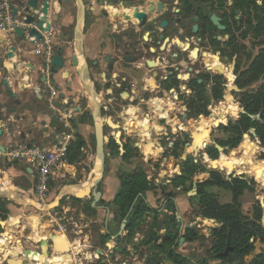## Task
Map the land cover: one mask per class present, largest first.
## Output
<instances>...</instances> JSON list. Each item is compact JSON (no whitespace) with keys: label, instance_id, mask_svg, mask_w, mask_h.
Masks as SVG:
<instances>
[{"label":"flooded vegetation","instance_id":"obj_1","mask_svg":"<svg viewBox=\"0 0 264 264\" xmlns=\"http://www.w3.org/2000/svg\"><path fill=\"white\" fill-rule=\"evenodd\" d=\"M107 4L104 19H92V54L83 50L69 59L73 69L82 72L75 89L68 71L60 73L59 84L55 74L49 76L53 56L60 48L64 52L60 32L47 24L45 32L39 30V38L28 28L21 35L0 33L7 36L0 38V181L14 176L8 173L12 169L9 162L18 163L12 156L14 148L46 142L38 135L45 117L51 116L50 88L58 101L73 108L75 116L79 114L80 123L90 120L92 124L93 108H99L104 119L101 129L107 131L102 133L104 147L135 148L145 142L141 150L149 152V137H155L157 148L171 150L190 145L184 127L191 122L193 101L207 81V57L215 54L219 60L232 63L231 73L241 60L242 41L248 37L242 39L247 16L240 0H108ZM86 30L84 24L82 33ZM9 45L15 47L12 66L30 54L36 57L35 62L25 60L26 66L32 64L39 74L30 87L32 93L23 98L12 94L15 92L2 75ZM18 105L32 111L22 130L18 121L26 115L18 117ZM79 137L83 145H96L93 133L87 139ZM158 157L165 163L177 160L164 154ZM21 180L24 186L29 183L22 176Z\"/></svg>","mask_w":264,"mask_h":264},{"label":"rangeland","instance_id":"obj_2","mask_svg":"<svg viewBox=\"0 0 264 264\" xmlns=\"http://www.w3.org/2000/svg\"><path fill=\"white\" fill-rule=\"evenodd\" d=\"M257 3L261 5L262 1L258 0ZM242 11L248 20L249 12L247 13L243 9ZM251 14L253 24H255L256 15L258 20L262 17L258 12H254V8L251 9ZM263 23L264 17L261 21L262 26L257 25L261 29L259 31L257 28L256 34L255 29L249 30L248 24L246 30H243V32L246 31L245 36L248 38L246 42L242 41V54L241 60L236 66L237 71L235 70L231 73L232 63L218 60L215 54L207 57L211 58L213 62L210 66L208 64L210 70L207 73V81L199 90L195 101L209 97L206 105V109L209 112L207 116L210 117L212 115L211 107L218 105L215 117L213 118L219 117V108L221 106L222 118L219 119L217 125H212L210 128L207 125L208 122H194L199 120L200 115L196 119L191 118V122L184 128L190 140L188 143L191 145L193 142L192 149H189L190 145L177 147V160H171L168 163L158 161L160 158L158 155L164 148H156L155 137H151L150 139L152 148L149 152L143 150L145 154H136L134 153L135 148H131L126 157L123 155L124 148L113 147L116 149H106L98 146L90 147L87 148V154L85 153L84 157H80L82 160L80 163H75L72 166L66 165L52 175L49 179L45 196L42 199L34 189L35 179L25 175L24 168L18 166L15 161L9 162L12 166L9 172L14 176L9 180L5 178L0 181V189L13 190L17 194V198L9 197L6 193L0 192V199H3L7 203L6 211L2 213L0 221L11 219L10 224L3 225V228L0 227V234L5 235L6 242H0V263L8 264L6 262L3 263L4 259H9V262H11L9 264H28L34 262L30 253L33 252L34 254L41 255V243H44L48 264H155L157 259L160 258L159 253L162 251L155 244L173 239V250L180 255V259L182 260L180 264H207L204 248H210L211 242L210 246L204 243L203 235H205L207 228L199 222V219L204 217L199 215L198 198L194 193L196 186H188L186 190L182 189V191L176 194H184L190 201L189 211L185 213L181 221L177 217L175 204L174 207L170 204V207L168 206L169 198H173V196H166L165 194L169 192L175 193L169 182L180 173L181 162L187 159H190L196 165L205 167L207 171L217 170L225 178L234 175H245V177L250 178L252 177L251 174L243 172L253 170V165L258 168L264 167L262 166L264 165L263 163L257 161L258 155L263 151V148L256 135V131L255 136L252 134L251 129L255 130V128H251L242 136V141L245 135V138L249 137L251 144L246 146L254 145L255 147L253 159H248L247 154H242L245 142L243 146L239 145L236 147V152L232 154H230L231 150L224 153L223 149H219L218 157L215 160L207 152L208 148L217 147L216 139H227L229 133L222 128V125L227 126L231 121L233 122L238 117L241 109H243V106L240 104L241 94L245 91L255 90L260 83L264 82L263 76L260 80L242 89L235 84L239 72L246 69L260 48L264 47ZM219 62L230 70L223 72L212 70L211 68L218 66ZM215 83L221 88L222 99L220 101H215L211 97V87ZM257 114L259 117L256 119H260V114ZM97 122L95 121V129H98L101 121L99 120L98 126ZM193 124L196 127L204 129V137L200 145L199 139L193 137L192 140ZM87 131H94V126L87 127ZM98 131L105 135L107 133L105 129L102 131L99 128ZM97 138L100 140V135ZM205 138H207L206 142H204ZM207 144H210V146ZM154 150L156 152L152 153ZM164 151L168 156H172V154H169V150L164 149ZM223 155L237 161L232 165V169L229 172L223 171L218 166L217 162L220 157L224 159ZM118 156L123 159L122 161L126 162L109 161L111 157ZM240 158L241 164L239 163ZM97 165L99 166L98 172L95 170ZM228 168H231V166H228ZM141 169L150 181V188L142 194L139 213L137 212L135 217L129 214L127 219L122 220L123 218L119 216V208L116 207L114 201L111 199L107 201L105 198H100L98 201H94V194L103 191L102 180L107 174L112 177L115 176L118 180L117 182L120 184L121 178L141 171ZM245 169H248V171H244ZM16 175H21L29 183L25 186L22 185L21 176L18 177ZM202 176L207 177L208 173H198L194 176V180L201 181ZM95 177H98L99 181L96 184H92L94 182L92 179ZM4 185H6V188H4ZM71 185L85 187L79 192L66 190V187ZM210 188L218 193L221 201L230 198V193L226 190L217 188L216 186H211ZM249 193L254 199V194ZM260 199H263L262 195ZM262 207L264 211V203H262ZM243 212L251 214L252 209L248 211L244 209ZM262 216L264 217V212H262ZM18 223L21 225V229L17 230ZM128 223L130 224L128 225ZM177 224L179 225L178 227L176 226ZM186 224L193 226L191 228L196 232V235L186 232ZM47 229L50 230L51 234L48 233ZM50 235H61L66 243V251H62L61 249L52 251L49 245H54V243L49 240ZM185 237L188 239L187 242L185 241ZM180 238H183V240L181 241ZM17 241L22 247L23 252L16 254L15 258L11 257L10 254L6 257V250L11 251V248L15 246V242ZM256 241L254 243H256L257 247H260V245L264 246V242L260 241L261 243H259ZM188 242L193 243L189 244ZM115 247L123 248L122 254L117 255L119 251ZM167 247L164 246L165 249ZM198 247L201 248L199 252L197 251ZM54 253L64 257L67 256L69 259H64L61 256L56 257ZM163 253L168 257L167 252ZM192 255L195 258L194 262L191 261Z\"/></svg>","mask_w":264,"mask_h":264},{"label":"trees","instance_id":"obj_3","mask_svg":"<svg viewBox=\"0 0 264 264\" xmlns=\"http://www.w3.org/2000/svg\"><path fill=\"white\" fill-rule=\"evenodd\" d=\"M257 1L258 0H240L241 8L247 11V13L249 12L248 20L246 19V26L248 24L249 30L255 29V34L256 31H260L261 27L259 26H262L261 21L264 17V0H261V5H259ZM253 8L254 12H258L262 16L259 20L257 15L255 16V24H253L251 19V9ZM257 25L259 26L257 27ZM245 35L246 31L243 32V37H245ZM212 62V59L209 58V66L212 65ZM211 69L218 72L230 70L220 62L218 66ZM263 76L264 47L260 48L249 66L239 72L235 84L242 89L260 80ZM211 97H213L215 101H220L222 99L221 88L216 83L211 87ZM240 98V104L243 106L244 112H240L238 117L227 126L222 125V128L229 133L227 139H216L217 147L213 146L212 148H208L207 152L210 154V157L215 160L216 157H218L219 149H223L224 153L231 150L232 152L230 154H232L236 152V147L239 145L243 146L245 142V147L242 148V154H247L248 159H253V150L255 147L254 145L246 146L251 144V142L249 137L245 138L246 135L242 141V136L251 128H255L256 135L263 148V151L258 155L259 160L256 159L258 162L264 164V82L260 83L255 90L245 91L241 94ZM208 101L209 97L193 101L191 118L196 119L200 115L199 120L194 122L206 123L211 118L215 117L218 105L211 107L212 115L209 117L207 116L209 112L206 109ZM221 107L219 108L220 117H222ZM257 113L260 114V119L251 118L250 115ZM206 141L207 138H205L204 142ZM82 145L83 142H81L80 137L76 135V139L67 149L68 164H73L79 159L82 153ZM124 150L123 155L126 157L127 153L131 151V148L124 147ZM169 154H172L175 159L178 158L176 148L169 150ZM164 155L168 154L164 153ZM223 156L224 159H221V157L219 158L217 162L218 166L223 171L229 172L232 169V165L237 161L226 155ZM239 163L241 164V158L239 159ZM228 166H231V168H228ZM206 172L208 173L207 177L202 176L201 181L194 180L196 174ZM243 173H249L252 177L247 178L245 175H234L225 178L217 170L207 171L205 167L196 165L192 163L190 159H187L181 162L180 173L169 182L171 188L175 190V193L169 192L165 195L174 197L177 193L182 191V189L186 190L188 186H196L194 193L198 198L197 205L199 208V215L204 218L214 219L220 223L219 226L211 228V246L209 254L207 255L208 258H214L216 256L221 262L229 264H264V247L256 256L249 258V252L252 250V242L250 240L253 239L256 241L258 239L264 242V226L260 223L263 212L262 203H264V167L254 168L249 172ZM211 186H216L217 188H222L229 192L231 201L222 202L218 193L210 188ZM148 188H150V181L147 179V175L142 169L141 171L121 178L119 190L113 200L116 207L120 210V218H124L128 213L132 214L134 217L136 216V213L139 211L140 202L142 201V194H144ZM245 191L254 194V203L250 215L242 211V203L239 200L240 196ZM261 195L263 196L262 200L260 199ZM169 199L168 206L170 207L171 205L174 207L172 198L170 197ZM6 204L7 203L3 199H0V217L2 213L6 211ZM129 224L130 223H128V225ZM186 232L196 235L193 229L187 228ZM185 241H188L186 237ZM172 243L173 239H170L169 241L156 243L155 246L163 252H167L168 258L173 264H180L182 260L180 259V255L173 250L171 246ZM164 246H168L167 249H165ZM227 247H229L227 254L221 255Z\"/></svg>","mask_w":264,"mask_h":264},{"label":"crops","instance_id":"obj_4","mask_svg":"<svg viewBox=\"0 0 264 264\" xmlns=\"http://www.w3.org/2000/svg\"><path fill=\"white\" fill-rule=\"evenodd\" d=\"M69 1H70V3H69ZM69 1L62 0V2H61V0L60 1L59 0H49V10H48L47 23L50 25V27L53 30H55L56 32H60L62 37H63L60 44H61V46L64 47L63 58L65 60V65L62 69H60L55 74V77L57 78L56 83H58V84L61 83V81L58 77L60 75V73L63 71H68L70 74L72 86L75 89V88L79 87L78 81L82 80V75H81L82 72L80 73L78 71L79 68H76V71H75L73 69V66H71V64H70L69 59L72 55H74V53L80 54L83 52V50H85L86 53L92 52L91 51L92 50L91 49L92 48L91 36H92V30H93L92 19L95 18L98 22H100L101 18L104 19L103 14H104V11L106 10V7L108 6V4H107L108 0H99L98 4L96 3V0H69ZM23 2H26V0H15L14 1L15 8L19 9L20 5ZM17 11H20V10H17ZM100 16H101V18H100ZM84 24H85L86 29H87L86 34L82 33V29H83ZM35 58L36 57L33 54H30L26 58H22L24 60H19V62H16L15 66H12L14 63L12 64V61L10 59H7V60L5 59V61L3 62L2 75L8 79V83L11 85L13 91L16 93V95L18 97L23 98L27 94L32 93L30 91V87L36 82L35 81V79H36L35 73H30V74H28V76H25V75L20 76V75H18L17 72H18V69L22 68L23 66L24 67L26 66V61L30 60L32 62H35ZM81 62H82L81 64L85 66L84 57H81ZM23 85H25V89H22ZM15 113L18 114L19 118L26 115V118H24L23 120L19 119V121H18L19 125H20L19 129L22 130L23 128H25V124H27L26 123L27 118L30 116L32 111L29 112L26 108H23L22 105H18L17 111ZM51 116L45 117L46 118L45 119V126H44L42 132L39 133V135H38V137L42 140L45 138L47 139L46 142L41 141L40 144H43V146L49 145L52 142V140H54L56 132L59 131V130H57V124H56L55 119ZM78 117H79V114L77 113V115L75 116L76 123H74L75 130H76L75 138H76V135H78V136L83 135L87 139V138H89V135L91 136V134L93 133L95 135V138L97 139L95 146H91V145H87V146L82 145L81 146V152L82 153H81L80 157H84V154L85 153L87 154V148H90V147L98 146V147L107 149V147H104L102 145V142H101L102 132L98 131L99 128L101 129V126H102L101 122L104 121V119L102 117H100V115H99V108L97 106L95 108H93V123L92 124L94 126V131H91V132L87 131V127L92 126L90 120H87L84 123L83 122L80 123L81 121L79 122ZM99 120L101 121L100 126L98 127V129L97 128L95 129V121L99 122ZM98 122L96 123L97 126H98ZM140 134H142L141 137L144 138V134L142 132ZM99 135L101 137L100 140H98V138H97V136H99ZM149 139H151V138L149 137ZM146 141H147V138H146ZM142 143H145V142H142ZM142 143H140L137 147H135L134 153L145 154V152L142 151L140 148V146L143 145ZM157 150H159V149H157ZM163 151H164V149H163ZM163 151H161L160 154H164ZM100 156H102V155H100ZM80 157L75 163H78V162L80 163L82 161L80 159ZM122 160L123 159L120 156L111 157L109 159L110 162H118V161H121L122 163L126 162V161H122ZM102 162H103V160H102ZM75 163H73V164H75ZM73 164H68V165L72 166ZM95 164H96V161H95ZM17 165L24 168L27 176L33 177L31 168L24 166L21 163H17ZM8 173H10V172H8ZM95 179H96V182L95 183L93 182L92 184H96L99 181L98 177H95L92 180H95ZM117 181L118 180L115 176L112 177L109 174H107L104 177V179L102 180L103 191H99L100 196L97 200L95 199L96 193L94 194V201H98L100 198H105V200H107V201L110 199L114 200V198H115V196L119 190V187H120V184ZM92 184H90V185H92ZM5 186L6 185H4V188H6ZM239 200L242 203V211L244 209L246 211L252 209L254 199L250 195L249 191H245L240 196ZM172 201L175 204L177 217H179L180 221H181V219H183L185 213H187L189 211V208H190L189 198L185 197L184 194H179V195H176L175 197H173ZM230 201H231V196H230V198H227L225 201H222V202H230ZM128 216H129V213L122 220L127 219ZM262 219H263V221H262ZM261 221H262L261 222L262 226H264V217L263 216L261 218ZM199 222H201V224L207 228V231H206L205 235H203V238H204V243H206V245L210 246L211 228L215 227V226H219L220 223H217L216 220L210 219V218H201V219H199ZM5 224H6V220L3 221V223H2V221H0V227L1 228H3V225H5ZM176 226L178 227L179 225L177 224ZM186 227L189 229H192L191 227H193V226H191L190 224H186ZM18 229H21V225H19V223L17 225V230ZM197 234H199V232H197ZM50 236L53 237L52 235H50ZM55 236H57V235H55ZM59 236H61V235H59ZM51 237H49V240H51ZM63 240H64V238H63ZM250 241L252 242V250L249 252V258H252V257L256 256L263 249L264 246L260 245V247H257L255 245L256 243H254L255 241L253 239H251ZM256 242L261 243L260 240H258ZM188 243L192 244L193 242H188ZM49 246H50V249L53 251V248H52L53 245H49ZM171 246L173 247V245H171ZM261 246H262V248H261ZM115 248L117 251H119V249H121V251H119V253H117V255L122 254L123 248H119V247H115ZM200 249L201 248L198 247L197 251L199 252ZM209 251H210V248H207V249L204 248V253L206 254L205 258L207 260V264H229V263L221 262L219 259H217L216 256L214 258H208L207 255L209 254ZM159 255H160V258L157 259L155 264H173L171 262V260L168 257H166L165 253L161 252V253H159ZM55 256H56V254H55ZM191 259H192L191 260L192 262L195 261V258L193 255H192ZM4 262H6L8 264L11 263V262H9V259H4L3 263Z\"/></svg>","mask_w":264,"mask_h":264},{"label":"built area","instance_id":"obj_5","mask_svg":"<svg viewBox=\"0 0 264 264\" xmlns=\"http://www.w3.org/2000/svg\"><path fill=\"white\" fill-rule=\"evenodd\" d=\"M14 1L0 0V33H13L16 27L25 25L19 11L14 13V9H16ZM48 62H50V58ZM48 103L51 115L59 128L54 140L46 146H18L12 152V156L18 163L31 168L35 179L34 189L41 199L45 196L52 175L68 165L67 149L75 140L76 133L73 123L74 109L66 107L62 101H58L52 88L48 94Z\"/></svg>","mask_w":264,"mask_h":264},{"label":"water","instance_id":"obj_6","mask_svg":"<svg viewBox=\"0 0 264 264\" xmlns=\"http://www.w3.org/2000/svg\"><path fill=\"white\" fill-rule=\"evenodd\" d=\"M17 10H20V17L22 18L23 23L25 24V26L23 27H16L14 29L15 32H17L18 35H21L23 30L25 29H29V32L31 35H34L35 38H39L40 37V31L45 32L48 29V10H49V0H26V2H23L20 5L19 9H14V13L17 12ZM0 38L1 39H6L7 36L6 35H2L0 34ZM14 46L13 45H9L8 50L6 52V56L11 59L14 57ZM63 48H60L57 52V54H55L52 58L51 61V65H50V70H49V76L52 77L54 74H56L59 69H61L63 67L64 64V58H63ZM18 75L20 76H28V74L30 73H35V78H38V68H35L32 64H29L28 66H23L22 68L18 69ZM42 79H44L45 74H42ZM32 80V79H31ZM36 81V79H35ZM5 83L7 84V81H5ZM22 89H25V85L22 86ZM8 92H11L10 89H8ZM13 95H16V93H12ZM241 112H244L243 109H241ZM251 118H258L259 115L258 114H252L250 115ZM252 130V134L255 136V130ZM175 131V129L173 130ZM23 136V133L21 134V137ZM260 142V141H259ZM208 146H210V144H207ZM30 145H28L29 147ZM96 182V179L94 180V183ZM188 194H190V192H188ZM100 196V193L97 192L95 195V199L97 200ZM3 223V221H2ZM48 233H50V230L47 229ZM51 240L53 242H60L62 243V246L60 247V249L62 251H66V243L63 240L62 236H53L51 237ZM180 240L182 241L183 238H180ZM119 251H121V249H119ZM229 251V247H227L225 249V251L221 254V255H225L227 254V252Z\"/></svg>","mask_w":264,"mask_h":264},{"label":"bare ground","instance_id":"obj_7","mask_svg":"<svg viewBox=\"0 0 264 264\" xmlns=\"http://www.w3.org/2000/svg\"><path fill=\"white\" fill-rule=\"evenodd\" d=\"M222 117H217V118H211L208 121V127L210 128L212 125H217L219 123V119H221ZM203 123V122H201ZM192 137L199 139V145L202 142V138L204 137V129L202 127H196L195 124L192 125ZM195 140V139H194ZM197 143V142H196ZM198 145V144H197ZM261 150V149H260ZM101 166V165H100ZM253 168H258L255 165H253ZM264 166V165H262ZM96 172L99 171V166L97 165V168H95ZM244 171H248V169H245ZM98 175V174H97ZM85 186H81L77 187L74 185L68 186L66 187V190L72 191V192H79L81 191ZM65 190V189H64ZM0 192H4L7 195H9L10 197H14L17 198V194L11 190V189H0ZM11 219H8L6 221V224H10ZM0 242L1 243H6L5 242V236L4 234H0ZM54 245L52 246L53 251H57L60 250V247L62 246V243L60 242H53ZM10 248V247H9ZM12 250H6V257H8V254H10V256L14 257L16 254H19L21 252H23L22 247L20 246L19 242H15V246L11 248ZM41 249H42V254L38 255V254H34L33 252L30 253V256L32 257V261L34 260L35 262H30L28 264H48L47 260H46V254H45V244L41 243ZM57 249V250H56ZM29 252V251H28ZM62 252V251H61ZM56 254V253H55ZM28 255V254H27ZM61 255L56 254V257H60ZM64 259H69L67 256H61ZM15 258V257H14ZM1 264V263H0Z\"/></svg>","mask_w":264,"mask_h":264}]
</instances>
